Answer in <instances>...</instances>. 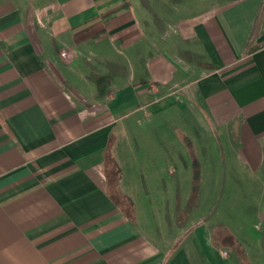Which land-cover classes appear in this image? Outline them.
Masks as SVG:
<instances>
[{
	"label": "crops",
	"instance_id": "0c3cea01",
	"mask_svg": "<svg viewBox=\"0 0 264 264\" xmlns=\"http://www.w3.org/2000/svg\"><path fill=\"white\" fill-rule=\"evenodd\" d=\"M262 3L0 0V264H264ZM168 127L179 164L132 184Z\"/></svg>",
	"mask_w": 264,
	"mask_h": 264
},
{
	"label": "rangeland",
	"instance_id": "374dc122",
	"mask_svg": "<svg viewBox=\"0 0 264 264\" xmlns=\"http://www.w3.org/2000/svg\"><path fill=\"white\" fill-rule=\"evenodd\" d=\"M185 115L188 119L187 114H185ZM144 117H145V119H150V116H148V115H145ZM180 129H182V126L180 127ZM182 130L185 131L186 129L183 128ZM189 132H192L191 134H193V137L196 135V133H195L196 131L194 129H191V131L189 129ZM200 132H202V133H200ZM203 132L205 133V130H203V129L198 130L199 135L202 136V138H203L202 141L206 142L204 147L210 149L208 151L212 152V154H215V156H217V155L221 156V154L223 152V150L221 148L222 146L219 144H215L214 142H211L209 140L204 139V137L207 135L206 134L203 135ZM175 134L172 133V129H170L169 127L165 130H163V128H160L152 138L147 139V140L143 139V141L144 142L146 141V143L140 142L139 144H136L133 142V144H132L133 153L130 156L132 158L126 160L121 165L122 171L126 175V179L129 181L132 180L133 181L132 184H134L136 182V183H139L141 186H143L144 179L149 178L146 175L148 171L153 170L156 167L159 169L168 168V166L171 165V163H173V161H175V160H176V163L179 164V159H177L178 158L177 151L181 150V148H184V145L183 144L180 145L177 140L175 141L174 139H172V136ZM176 138L178 139V136ZM140 141H141V139H140ZM198 146H199V144H198ZM198 152L200 155H201V153H203V151H200V147L198 149ZM174 154H175V159H173ZM229 162L230 161H227L226 159H223V158L221 159L219 157L218 160H216V163L218 165L216 166V164H215V167H214V165L212 167L215 169H218V167H219L218 170L221 172H224L225 170L226 171L229 170V173H230V168H233L234 166L229 164ZM213 163H215V162L213 161ZM226 165L229 166L228 169H226ZM233 177L235 179L241 180L242 183L246 182L244 180V178H242L241 176H239V175L235 176L232 173H230V176L225 177V179H228L227 184H229V183L237 184V182L233 179ZM155 178L157 179L158 177H155ZM220 180H221V178H220ZM159 183H161V182H159ZM222 183H224L223 180H222ZM244 186H245V184H244ZM109 187L111 190H113V192L117 196L120 195V192L117 191L114 183H112V182L109 183ZM143 190L144 189L141 187V191H138L137 193H134V194L131 193L132 196H134L133 199L137 198L139 196V198H137V199H139V202L143 201L144 200L143 197H144V195H146ZM159 194L161 196L162 193H159ZM183 194H186V193H183ZM225 194L227 196L228 193L227 192L215 193L214 203L220 201L222 199V196ZM230 194H233V195L236 194L237 195V192L233 191V192H230ZM149 195L158 196V193L152 191L149 193ZM163 195H164V197H166V201L169 198H170V200L173 201L176 197V196L174 197V195H176V193H173L172 191H170L168 193L164 192ZM251 195H252V198L255 197L254 194H251ZM238 197H239V199L241 198L243 200V203L245 202L243 192L239 193ZM243 203H242V205H243ZM242 209L243 208H240L241 212H242ZM245 210H246L245 211L246 215L250 218L251 214L253 213L250 205L245 204Z\"/></svg>",
	"mask_w": 264,
	"mask_h": 264
},
{
	"label": "trees",
	"instance_id": "16d2710c",
	"mask_svg": "<svg viewBox=\"0 0 264 264\" xmlns=\"http://www.w3.org/2000/svg\"><path fill=\"white\" fill-rule=\"evenodd\" d=\"M262 17H264V3H262L260 11L257 15V18L255 20V23L253 25L251 34L245 44V47L243 49V54L244 55H249L252 52L256 51L257 49H259L260 47L264 46V41L261 42H257V38L259 36L260 33V28H261V21H262ZM109 162H112L111 160ZM112 167V166H111ZM111 170L114 173V176H116L115 174V168L112 167ZM112 183H114V181H112ZM112 194H114L116 196V199L118 200V202L120 203H125L128 206H130V203L128 200H126L125 198L120 197L119 195L117 196L113 190H111ZM126 206V205H125Z\"/></svg>",
	"mask_w": 264,
	"mask_h": 264
},
{
	"label": "built area",
	"instance_id": "2783aa9c",
	"mask_svg": "<svg viewBox=\"0 0 264 264\" xmlns=\"http://www.w3.org/2000/svg\"><path fill=\"white\" fill-rule=\"evenodd\" d=\"M62 55H64V53H62ZM222 254L223 255H227V252L226 251H222Z\"/></svg>",
	"mask_w": 264,
	"mask_h": 264
}]
</instances>
